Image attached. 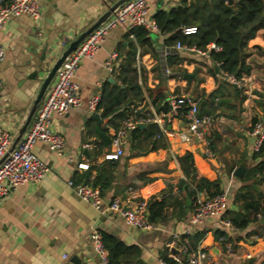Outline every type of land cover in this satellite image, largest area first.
<instances>
[{"label": "crops", "instance_id": "0c3cea01", "mask_svg": "<svg viewBox=\"0 0 264 264\" xmlns=\"http://www.w3.org/2000/svg\"><path fill=\"white\" fill-rule=\"evenodd\" d=\"M115 1L40 0L39 17L20 14L4 23L0 29V42L5 48V58L0 62V124L13 139L21 131L56 58ZM182 2L150 0L148 18H154L161 8L169 9ZM132 29L123 25L112 28L97 51L82 59L75 79L83 105L54 115L51 122L52 128L64 136L63 155L37 141L33 151L49 166V171L38 182L18 185L3 199L0 264H100L90 239L93 231L136 247L137 252L122 254L119 264H165L162 259L165 251L170 256L178 250L168 245L171 237L187 230L193 238L203 233L195 244L207 251L208 258L203 264H264V214L236 232H228L217 217L189 227L188 208L193 207L197 194L193 200L185 191L186 184L180 188L185 177L178 161L179 156L189 152L197 177L218 181L221 192L228 198L223 218L241 211L242 200L238 195L244 188L255 197L262 194L264 200V175L245 177L248 170L264 160V156H254L253 136L248 133L250 124L264 114V26L244 48L249 71L236 76L239 84L231 81L211 55L215 49L210 44L214 41L198 50L177 48V41L167 45L166 34L149 29L151 46H141ZM131 42L137 46V80L144 94V99L136 103L135 109L145 110L139 115L155 112L162 116L168 109L159 108L173 94L197 97L200 110L213 117L208 145L197 140L185 142L179 137L185 126L184 115L180 113L165 122L163 132L156 122L159 129L152 138H144L132 129L120 159L104 158L111 149L106 137L111 139L122 119H115L113 124L108 117L101 116V110L94 117L95 112L88 110V100L101 92L105 81L120 84L116 75L130 52ZM113 51L117 57L113 70L109 71L104 63ZM124 107L126 104L116 112ZM147 122L155 121H143L140 126ZM102 129H106L105 136ZM81 162H87L89 168H78ZM240 166L244 171L238 176L236 170ZM98 175L103 206L113 198L126 199L133 190L148 200H165L163 218L154 222L150 230L134 228L117 215L101 214L68 185L69 180L83 183L87 180L90 185ZM218 231H224L237 243L233 254L225 253L223 243L216 239ZM256 231L261 232L259 236ZM251 235L257 238L250 241Z\"/></svg>", "mask_w": 264, "mask_h": 264}, {"label": "built area", "instance_id": "2783aa9c", "mask_svg": "<svg viewBox=\"0 0 264 264\" xmlns=\"http://www.w3.org/2000/svg\"><path fill=\"white\" fill-rule=\"evenodd\" d=\"M150 0H125L117 6L113 12L92 30L80 43L71 50L61 61L56 69L53 80L49 83L46 92L27 124L24 133L18 139L15 147L9 151L13 137L11 133L0 124V159L7 153L0 163V205L3 199L10 194L18 185L28 182H38L49 171V166L41 160L33 151L37 141L45 142L49 149L58 155H63L65 139L64 136L52 128L51 122L54 115H61L73 108H80L83 99L80 93L79 83L75 79L76 71L85 57H90L101 46L108 32L118 26L123 25L132 28L142 25L151 30H158L157 22L154 18H148ZM27 14L32 17H39L41 14L40 0H0V29L10 18ZM196 30V25L183 27L184 33H191ZM215 50L221 47L216 43L210 44ZM177 48L197 49L195 45H187L176 42ZM167 51L165 50V54ZM117 52L109 53L105 60V67L113 70L114 60ZM5 58V48L0 42V62ZM168 70V69H167ZM224 73L235 84H239L238 78L231 72ZM100 86V83H98ZM100 100V91L94 93L88 100V110L98 112L97 104ZM168 110L162 116L155 112L147 113L146 116L135 113L125 116L118 127L111 135L110 151L104 155L107 160H118L124 154L128 133L137 124L143 121H155L160 127V131L165 130V122L174 115L182 113L185 118L184 129L180 131L179 137L189 142L197 140L205 145L209 143V136L213 125V117L200 110L199 98H189L185 95L173 94L168 100ZM248 133L253 136V150L258 152L264 142V114L257 117L248 129ZM71 161L72 159L69 158ZM80 169H88L87 162L77 164ZM78 196L103 215H117L128 225L150 230L154 224L149 219V200L137 191H130L126 199L113 198L107 205L103 206V196L97 186H92L83 182L68 181ZM228 207L227 195L223 192L212 197H206L197 192L192 210L188 216L189 227L193 228L204 223L208 218L217 217L220 223L228 232H236L230 220L223 218ZM189 230L182 234H174L171 237L169 246L178 248L176 252H171L170 257L177 264H203L208 258L207 251L199 246H192L187 237ZM257 238L251 235L250 241ZM92 247L100 260V264H110L108 250L105 248L102 236L98 231L90 234ZM218 241L223 243L226 254L235 252L237 243L227 235L220 236Z\"/></svg>", "mask_w": 264, "mask_h": 264}, {"label": "trees", "instance_id": "16d2710c", "mask_svg": "<svg viewBox=\"0 0 264 264\" xmlns=\"http://www.w3.org/2000/svg\"><path fill=\"white\" fill-rule=\"evenodd\" d=\"M182 1L181 4L172 6L169 9L161 8L153 15L159 32L167 35L165 43L171 45L176 41H180L187 45L193 44L199 48H207L210 42L214 41L221 48L211 50V55L220 62L224 70L233 73L237 77L241 76L243 72L249 71L243 52L248 41L255 36L259 28L264 26V0ZM191 25H196V30L191 33H184L183 27ZM132 28L139 45L151 46L152 38L148 28L142 25ZM129 49L130 52L127 54L125 61L121 63L119 72L116 75L120 84H111L105 81L97 104L98 110H101V116L108 117V121L113 124H115V119L119 118L121 120L128 114L135 113L139 115L145 113L144 108L135 109L136 103L144 99V94L137 80L136 44L131 42ZM122 104H126V107L116 112ZM159 109L167 110L168 103L163 104ZM158 129L156 122H147L143 127L139 123L134 128V133L140 132L144 138H152L158 132ZM105 131L106 129L101 130L102 133H105ZM104 133L103 136H105ZM106 139V142L110 143L111 139L108 137ZM155 141L152 145L153 149L157 148ZM254 156H264V142L261 149L255 152ZM178 161L185 177V180L181 181L180 188L183 184H186L185 191L191 199H195L197 192H202L206 197L221 193L218 181L197 177L193 157L189 152L179 156ZM250 174L251 176H263L264 160L255 168L248 170L245 177H249ZM99 176L90 185L98 186L101 180V176ZM74 182H80V180ZM84 183L89 184V181L86 180ZM189 184L193 187H190ZM238 198L242 200L241 211L236 212L227 219L237 229H243L264 214V200H261L263 199L262 194L259 193L258 197H255L245 188L240 191ZM165 205V200H149V219L152 223L163 218ZM188 209L191 211L192 207ZM255 233L259 236L261 232L256 231ZM100 234L103 244L108 250L110 264H119V258L122 254L137 252L136 247L127 246L114 236L105 233ZM201 235L203 233L194 236V238L192 234L182 235V237H187L190 244L195 246ZM224 235H226L224 231H218L216 232V239ZM162 259L165 264H177L169 256L168 251H165Z\"/></svg>", "mask_w": 264, "mask_h": 264}, {"label": "water", "instance_id": "95a60500", "mask_svg": "<svg viewBox=\"0 0 264 264\" xmlns=\"http://www.w3.org/2000/svg\"><path fill=\"white\" fill-rule=\"evenodd\" d=\"M125 0H116L104 13H102L91 25H89L87 28H85L83 31H81L77 36H75L69 43L68 45L65 47V49L60 53V55L56 58V60L54 61V63L52 64V66L50 67L47 75L44 77L41 86L39 88V91L33 101L32 106L30 107V110L26 116V119L23 123V126L21 128V131L19 132V134L13 139L11 147L9 149L12 150L15 147L16 142L18 141V139L21 137L23 131L25 130L27 124L29 123V121L32 118L33 113L35 112L37 106L39 105L41 99L44 96L45 90L47 89L49 83L52 81L56 69L59 66V64L61 63V61L63 60V58L71 51L73 50L79 43L80 41H82L92 30H94L101 22H103L112 12L113 10L119 6L122 2H124ZM187 74V73H186ZM99 114L95 113L94 117H98ZM7 153L0 159V163L3 161V159L6 157ZM243 166H240L237 170H236V174L238 176L243 174ZM188 205H190V201L188 200L187 202Z\"/></svg>", "mask_w": 264, "mask_h": 264}]
</instances>
